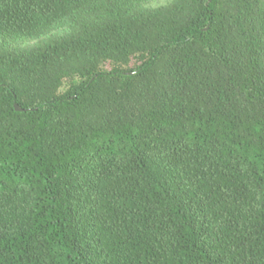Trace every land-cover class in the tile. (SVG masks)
<instances>
[{
  "label": "trees",
  "instance_id": "1",
  "mask_svg": "<svg viewBox=\"0 0 264 264\" xmlns=\"http://www.w3.org/2000/svg\"><path fill=\"white\" fill-rule=\"evenodd\" d=\"M152 1L0 0V264H264V0Z\"/></svg>",
  "mask_w": 264,
  "mask_h": 264
},
{
  "label": "rangeland",
  "instance_id": "2",
  "mask_svg": "<svg viewBox=\"0 0 264 264\" xmlns=\"http://www.w3.org/2000/svg\"><path fill=\"white\" fill-rule=\"evenodd\" d=\"M166 1H168V0H154V1L150 2L149 5L156 6V5L163 4ZM139 63H140V57H139V55H137L135 57H132L126 64H120V67H122V68H133L136 65H138ZM114 66H116V65L112 64L111 62L106 61V62H103L100 64L99 69L100 70H109V69L113 68ZM67 83H68L67 81L64 82L60 90H63L66 87Z\"/></svg>",
  "mask_w": 264,
  "mask_h": 264
},
{
  "label": "water",
  "instance_id": "3",
  "mask_svg": "<svg viewBox=\"0 0 264 264\" xmlns=\"http://www.w3.org/2000/svg\"><path fill=\"white\" fill-rule=\"evenodd\" d=\"M208 1H210V0H208ZM14 107H15L16 110H22V109H20V108L18 107L17 104H15Z\"/></svg>",
  "mask_w": 264,
  "mask_h": 264
}]
</instances>
